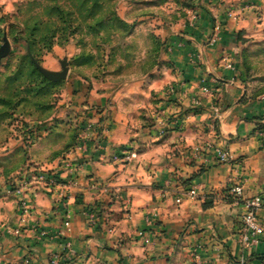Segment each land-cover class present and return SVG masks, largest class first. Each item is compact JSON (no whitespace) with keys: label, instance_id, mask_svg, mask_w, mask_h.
<instances>
[{"label":"crops","instance_id":"obj_1","mask_svg":"<svg viewBox=\"0 0 264 264\" xmlns=\"http://www.w3.org/2000/svg\"><path fill=\"white\" fill-rule=\"evenodd\" d=\"M248 1L255 11L226 17V2ZM118 4L124 21L150 26L140 52L149 62L117 82L71 79L62 103L81 149L65 151L71 139L62 118L26 133L27 148L22 137L0 145V264L28 255L32 264H53V255L58 264H264V231L253 248L237 240L245 199L264 188V93L251 88L243 65L264 0ZM50 60L45 68L53 70ZM215 147L232 161H219ZM121 149L136 157L114 159ZM20 178L26 212L13 192ZM237 184L240 199L230 192ZM258 216L264 220V195Z\"/></svg>","mask_w":264,"mask_h":264},{"label":"rangeland","instance_id":"obj_2","mask_svg":"<svg viewBox=\"0 0 264 264\" xmlns=\"http://www.w3.org/2000/svg\"><path fill=\"white\" fill-rule=\"evenodd\" d=\"M118 1L12 0L10 6H0V44L4 35L11 44L0 62V145L22 137L21 146L27 148L32 139L23 140L26 133L52 129L60 118L68 125L70 144L74 114L62 102L71 79L117 82L146 67L149 61L140 52L148 45L150 26L124 21L117 14ZM259 18L263 25L247 39L243 65L251 88L264 90V16ZM16 36L27 39L30 55L25 41H16ZM30 57L43 67L52 59L53 70H60L59 60L66 57V79L44 80Z\"/></svg>","mask_w":264,"mask_h":264},{"label":"built area","instance_id":"obj_3","mask_svg":"<svg viewBox=\"0 0 264 264\" xmlns=\"http://www.w3.org/2000/svg\"><path fill=\"white\" fill-rule=\"evenodd\" d=\"M224 10H225L226 17L230 18V17L236 16L239 13H244L247 11H255V6L252 2H249V1L248 2H226ZM219 26H220V24H216L214 26L212 35L209 39V42L211 44L214 43L218 38ZM195 103H196V101H195ZM30 139H31V137H30ZM30 139L28 138V140H30ZM82 145H83V143L73 145L71 147V149L69 150V152L71 153L72 151H75L77 149H81ZM213 152H214L215 156L218 158V160L221 162L230 163L232 161L231 154L229 153L228 150H226L223 147H215V148H213ZM125 156L128 159L129 158H135L136 153L135 152H127V150L121 149L119 152L117 151L114 154H112V157L114 159L125 157ZM29 172L34 173L32 176L34 179L39 180V181H43L46 184L55 181V178L53 176L51 178H49V177L44 176L43 173L36 172L35 170H30ZM22 179L23 178H20L21 182L18 185L14 186L13 192L16 195H19V206L24 212H26L28 210V203H27L26 199L22 196L23 189H24L23 187L25 186V183L22 181ZM230 192L233 194L234 197L240 199L242 196L241 185H239V184L234 185L230 189ZM187 193H188V195H190L192 197L196 196V194H197L196 187L191 186L187 190ZM263 195H264V188L260 192L256 193L255 195H253L249 198H246L244 201L245 206H246V211H245V213L242 214V216L240 218V227L238 230L237 240L246 249L253 248L258 242L259 236L264 231V220L258 216V210L263 205ZM87 217H88L89 224L93 225L95 223V220H96L95 214L93 212H88ZM64 226H65V228L69 227V221L68 220H66L64 222ZM13 232L15 235H18L20 233V230L15 229ZM31 258L32 257L30 255L26 256L22 260L21 264H32ZM58 262H59V256L53 255L52 263L58 264Z\"/></svg>","mask_w":264,"mask_h":264},{"label":"water","instance_id":"obj_4","mask_svg":"<svg viewBox=\"0 0 264 264\" xmlns=\"http://www.w3.org/2000/svg\"><path fill=\"white\" fill-rule=\"evenodd\" d=\"M2 40L3 42L2 44H0V62L3 58L9 55L11 50V44L6 35L3 36ZM59 63L61 68L60 70H50L34 61L35 67L42 74V76L53 82L66 79L68 75L69 64L67 58H62L61 60H59Z\"/></svg>","mask_w":264,"mask_h":264},{"label":"trees","instance_id":"obj_5","mask_svg":"<svg viewBox=\"0 0 264 264\" xmlns=\"http://www.w3.org/2000/svg\"><path fill=\"white\" fill-rule=\"evenodd\" d=\"M15 40L16 41H20V40H22V41H25V43H26V50L29 52V55H30V46L27 44V39L26 38H24L23 36H16L15 37ZM156 46V45H155ZM31 58V60H32V62H33V64H34V61L36 62V60H34V58L33 57H30ZM244 68H245V72L246 73H248V68L246 67V66H244ZM45 78V77H44ZM44 80H46V81H49L48 79H44ZM255 92H257V93H259V94H261V93H264V90H257L256 89V91ZM105 119H106V116H103V117H101L100 119H99V122H103V121H105ZM75 134H73V136H72V142L70 143V144H68L67 145V148H66V150L65 151H67L70 147H72L73 146V141H74V138H75Z\"/></svg>","mask_w":264,"mask_h":264}]
</instances>
